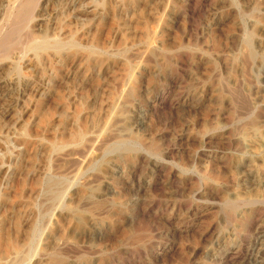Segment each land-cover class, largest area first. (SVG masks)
<instances>
[{
    "label": "rangeland",
    "instance_id": "1",
    "mask_svg": "<svg viewBox=\"0 0 264 264\" xmlns=\"http://www.w3.org/2000/svg\"><path fill=\"white\" fill-rule=\"evenodd\" d=\"M28 31L66 50L0 58V264H264V0H40Z\"/></svg>",
    "mask_w": 264,
    "mask_h": 264
},
{
    "label": "bare ground",
    "instance_id": "2",
    "mask_svg": "<svg viewBox=\"0 0 264 264\" xmlns=\"http://www.w3.org/2000/svg\"><path fill=\"white\" fill-rule=\"evenodd\" d=\"M12 1L13 3L8 5L9 6L8 8L9 14L7 16L8 26L4 27L3 29H2L3 26L0 27V58L9 57L14 50L17 51L19 49L25 51L27 50L28 46L31 43L34 45V47L37 50H43L41 53L45 52L44 54L49 55L50 52L48 51L54 48L55 55H63V53L66 50V44H64L63 42L61 43L59 41H56L54 44H52L47 34H43V36H41L38 41V39L33 34H31L32 32L30 31L31 32L30 33L28 31L29 22L33 18L35 9L38 7L40 0H12ZM5 23L3 22V24ZM67 49H72V48H67ZM49 188L52 191L53 194L52 197H54L59 190V183L51 182ZM19 260H21L20 257Z\"/></svg>",
    "mask_w": 264,
    "mask_h": 264
}]
</instances>
